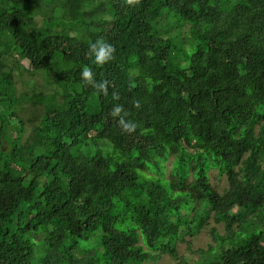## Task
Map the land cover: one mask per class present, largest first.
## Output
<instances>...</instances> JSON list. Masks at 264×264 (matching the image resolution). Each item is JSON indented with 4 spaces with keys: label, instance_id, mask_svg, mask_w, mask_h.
<instances>
[{
    "label": "trees",
    "instance_id": "obj_1",
    "mask_svg": "<svg viewBox=\"0 0 264 264\" xmlns=\"http://www.w3.org/2000/svg\"><path fill=\"white\" fill-rule=\"evenodd\" d=\"M0 109V264H264V0H0Z\"/></svg>",
    "mask_w": 264,
    "mask_h": 264
},
{
    "label": "rangeland",
    "instance_id": "obj_2",
    "mask_svg": "<svg viewBox=\"0 0 264 264\" xmlns=\"http://www.w3.org/2000/svg\"><path fill=\"white\" fill-rule=\"evenodd\" d=\"M25 79L27 80H33L34 83L40 85L43 81L40 76H36L33 78H30L29 76H25ZM17 86L18 88H21V82L20 78L16 79ZM27 89V87L25 88ZM2 111V109H0ZM211 181L212 183L222 192L225 189L229 187V183L227 180L226 176H221L220 178L218 177L217 171H214L211 173ZM215 229L218 231L217 234H220L221 236H224L226 231H225V225L224 224H218L215 222L214 218L211 217L209 219L208 224L195 236H186L185 241H180L177 243V251L178 255L185 259L188 262H192L193 260H196L199 256H201V253L204 251H207L210 246H216L211 253L208 255H203V258L198 259L194 261L192 264H205L209 263L210 261H213L218 253L221 251L220 248L223 246L217 245V242L215 241L214 236L211 233V230ZM233 239H231L232 242ZM235 240H233L234 242ZM235 245V242L232 244ZM225 248H229L231 246L230 241L226 242L224 244ZM176 260H174L171 256L169 255H164L162 257H155L143 264H176Z\"/></svg>",
    "mask_w": 264,
    "mask_h": 264
},
{
    "label": "clouds",
    "instance_id": "obj_3",
    "mask_svg": "<svg viewBox=\"0 0 264 264\" xmlns=\"http://www.w3.org/2000/svg\"><path fill=\"white\" fill-rule=\"evenodd\" d=\"M89 51L94 56L95 61L98 64H103L110 61L113 58L114 48L107 41L97 40L95 43L89 44ZM81 75L86 84H91L100 89L104 88V84L102 82L97 83V81L93 79V73L89 68L87 67L84 68ZM119 111H120L119 107H116L114 109V112H119ZM122 124H123V128L128 131H131L135 128V123L132 121H128L126 123L122 121Z\"/></svg>",
    "mask_w": 264,
    "mask_h": 264
}]
</instances>
